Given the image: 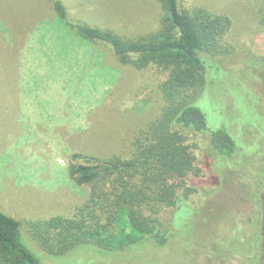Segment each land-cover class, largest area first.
<instances>
[{
    "label": "rangeland",
    "instance_id": "obj_1",
    "mask_svg": "<svg viewBox=\"0 0 264 264\" xmlns=\"http://www.w3.org/2000/svg\"><path fill=\"white\" fill-rule=\"evenodd\" d=\"M63 2L73 23L131 38L145 34L119 11L105 13L106 0ZM179 5L230 17V32L216 56L225 69L215 70L217 80L206 84L195 105L211 130L229 127L242 151L237 161L211 160V171L199 163L202 137L183 130L187 143L196 144L200 168L187 178L193 191L185 203L196 209L184 207L173 217L176 227L192 213L183 222V237L164 246L141 242L118 254L86 245L53 257L37 245L29 222L72 216L84 202L87 189L74 186L67 175L73 153L130 156L132 139L163 105L155 86L165 75L152 68L133 85L132 72L109 62L110 49L102 43L80 49L78 61L62 58L47 48L54 38L37 30L36 20L50 18L52 10L42 9L26 22L33 17L30 0H0V210L21 222L23 244L43 264H264V0H179ZM256 138L259 146L252 144ZM172 216L169 207L157 215L170 229Z\"/></svg>",
    "mask_w": 264,
    "mask_h": 264
},
{
    "label": "trees",
    "instance_id": "obj_2",
    "mask_svg": "<svg viewBox=\"0 0 264 264\" xmlns=\"http://www.w3.org/2000/svg\"><path fill=\"white\" fill-rule=\"evenodd\" d=\"M30 1L28 10L33 17L26 22L36 19L42 9L53 12L50 18L36 21L41 37L54 38L55 42H46L54 54L63 53L62 58L78 61L80 49L91 50L93 44L102 43L110 49L109 62L132 72L133 85L140 73L152 68L165 75L155 86L163 105L132 139L129 157L71 155L67 175L74 186L87 189L86 198L72 216L29 222L37 245L50 256L64 257L86 245L118 254L141 242L164 246L173 238L183 237V222H189L192 213L185 216L181 226L175 227L173 217L184 207L187 212L196 209L185 203L193 191L187 178L200 172L192 150L196 144L187 143L183 130L202 137L199 163L210 170L217 157L237 161L242 151L240 140L229 127L211 130L205 114L195 105L206 84L217 80L215 70L223 68L216 56L230 32V17L203 6L182 8L179 0H106L105 13L114 16L119 11L130 24L145 30L144 35L131 38L112 29L73 23L63 0ZM151 22L157 26L148 28ZM245 62L254 63L250 59ZM261 135L259 132L257 138ZM257 138L252 144L259 146ZM82 157L84 162H75ZM221 167L224 170L225 163ZM161 207L173 209L172 229L157 217ZM261 227L264 230V222ZM22 236L21 222L0 210V264H43L23 244Z\"/></svg>",
    "mask_w": 264,
    "mask_h": 264
}]
</instances>
